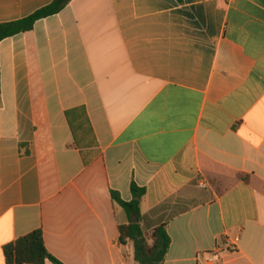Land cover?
I'll list each match as a JSON object with an SVG mask.
<instances>
[{
  "label": "crops",
  "instance_id": "obj_1",
  "mask_svg": "<svg viewBox=\"0 0 264 264\" xmlns=\"http://www.w3.org/2000/svg\"><path fill=\"white\" fill-rule=\"evenodd\" d=\"M133 184L163 264H264V0H73L0 43V264L37 230L62 264H137Z\"/></svg>",
  "mask_w": 264,
  "mask_h": 264
},
{
  "label": "trees",
  "instance_id": "obj_2",
  "mask_svg": "<svg viewBox=\"0 0 264 264\" xmlns=\"http://www.w3.org/2000/svg\"><path fill=\"white\" fill-rule=\"evenodd\" d=\"M73 0H55L52 4L38 10L33 15L11 23L0 24V43L14 36L31 32L35 25L44 19L60 14ZM181 2L182 0H178ZM134 200L125 202L117 192H112L113 201L122 207L127 215L140 220V203L146 190L132 186ZM121 242L134 243L137 264H163L171 247V238L165 226L159 227L151 235L149 243L140 224L130 223L120 228ZM6 264H62L48 251L42 230L28 234L4 247Z\"/></svg>",
  "mask_w": 264,
  "mask_h": 264
},
{
  "label": "water",
  "instance_id": "obj_3",
  "mask_svg": "<svg viewBox=\"0 0 264 264\" xmlns=\"http://www.w3.org/2000/svg\"><path fill=\"white\" fill-rule=\"evenodd\" d=\"M134 224H138L139 223V220L137 218H134V221H133Z\"/></svg>",
  "mask_w": 264,
  "mask_h": 264
},
{
  "label": "built area",
  "instance_id": "obj_4",
  "mask_svg": "<svg viewBox=\"0 0 264 264\" xmlns=\"http://www.w3.org/2000/svg\"><path fill=\"white\" fill-rule=\"evenodd\" d=\"M202 187H205V186H204V184H202ZM227 249H230V247H229V246H227Z\"/></svg>",
  "mask_w": 264,
  "mask_h": 264
}]
</instances>
